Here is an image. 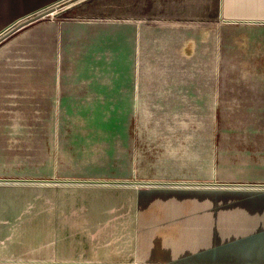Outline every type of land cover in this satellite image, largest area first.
Here are the masks:
<instances>
[{
	"label": "crops",
	"instance_id": "0c3cea01",
	"mask_svg": "<svg viewBox=\"0 0 264 264\" xmlns=\"http://www.w3.org/2000/svg\"><path fill=\"white\" fill-rule=\"evenodd\" d=\"M64 1L0 0V32ZM19 115L70 179L0 182L29 185L0 187V264H264V0L62 5L0 42Z\"/></svg>",
	"mask_w": 264,
	"mask_h": 264
},
{
	"label": "rangeland",
	"instance_id": "374dc122",
	"mask_svg": "<svg viewBox=\"0 0 264 264\" xmlns=\"http://www.w3.org/2000/svg\"><path fill=\"white\" fill-rule=\"evenodd\" d=\"M73 0H68L62 5L65 6ZM11 117V116H10ZM15 122L20 121L22 129L12 131H0V137L3 138L0 141V179H27V180H38L42 183L48 180H65L70 178H64L61 172V161H60V146L53 145V151L49 148L47 150L46 145L43 142L33 139L35 132L28 129V116L19 115L13 116ZM12 118V117H11ZM13 119V118H12ZM219 115H214V134H219ZM218 140V139H217ZM47 157L49 162L45 163L44 158ZM220 146L219 140L215 143L214 141V175H220ZM47 167V172L45 168ZM231 170V169H230ZM232 173V171H230ZM218 175V176H219ZM32 178V179H31ZM39 178V179H34ZM77 179H92V178H77ZM101 180V179H100ZM98 183L103 184L106 187L115 186L114 184L123 182L122 179H108L104 178ZM213 181H221V178H214ZM27 183V182H22ZM13 187L19 186L20 189L16 190H28V184H0V187ZM49 186V185H48ZM51 186H64L62 184H51ZM68 186V185H67ZM12 190V189H8ZM28 227H14L9 236L14 237H27L29 235ZM63 234H84L83 228L64 227ZM18 245V244H6ZM15 250V249H14Z\"/></svg>",
	"mask_w": 264,
	"mask_h": 264
},
{
	"label": "water",
	"instance_id": "95a60500",
	"mask_svg": "<svg viewBox=\"0 0 264 264\" xmlns=\"http://www.w3.org/2000/svg\"><path fill=\"white\" fill-rule=\"evenodd\" d=\"M68 1V0H65ZM64 1V2H65ZM64 2H57L55 4H52L51 6L45 8L44 10H42L41 12H39V14L35 15L34 17H31L23 22H21L20 24H18L17 26H15L13 29H11L8 32H4L3 34H1L0 36V42H2L3 40H5L7 37H9L11 34H13L14 32H16L17 30H19L20 28L24 27L25 25L31 23L32 21H35L41 17H44L46 15H49L50 13H53L55 11H57L59 8L62 7V4ZM32 180H27V179H19V180H13V179H0V182H30Z\"/></svg>",
	"mask_w": 264,
	"mask_h": 264
},
{
	"label": "built area",
	"instance_id": "2783aa9c",
	"mask_svg": "<svg viewBox=\"0 0 264 264\" xmlns=\"http://www.w3.org/2000/svg\"><path fill=\"white\" fill-rule=\"evenodd\" d=\"M42 11V10H41ZM41 11H37V12H34V13H31L29 14L28 16L24 17V18H21L17 21H15L13 24H11L10 26H8L7 28H5L2 32H0V36L1 34H3L4 32H8L10 31L11 29H13L15 26H17L18 24H20L21 22L31 18V17H34L35 15L39 14V12ZM58 11V10H57ZM48 16H50L51 18H54L56 16V11L53 12V13H50Z\"/></svg>",
	"mask_w": 264,
	"mask_h": 264
},
{
	"label": "bare ground",
	"instance_id": "6f19581e",
	"mask_svg": "<svg viewBox=\"0 0 264 264\" xmlns=\"http://www.w3.org/2000/svg\"><path fill=\"white\" fill-rule=\"evenodd\" d=\"M2 31V30H1Z\"/></svg>",
	"mask_w": 264,
	"mask_h": 264
}]
</instances>
